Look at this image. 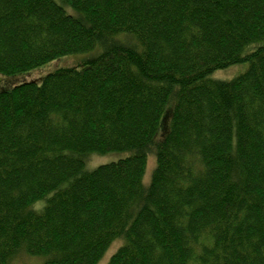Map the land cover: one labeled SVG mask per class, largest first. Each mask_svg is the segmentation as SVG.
<instances>
[{
  "label": "trees",
  "instance_id": "1",
  "mask_svg": "<svg viewBox=\"0 0 264 264\" xmlns=\"http://www.w3.org/2000/svg\"><path fill=\"white\" fill-rule=\"evenodd\" d=\"M66 58L0 91V264H264V0H0V76Z\"/></svg>",
  "mask_w": 264,
  "mask_h": 264
},
{
  "label": "rangeland",
  "instance_id": "2",
  "mask_svg": "<svg viewBox=\"0 0 264 264\" xmlns=\"http://www.w3.org/2000/svg\"><path fill=\"white\" fill-rule=\"evenodd\" d=\"M76 60H71L69 58L56 60L53 63L47 64L42 68L36 69L32 72L23 73V75L18 76H12L11 78L0 76V91L2 90H10L12 86L19 85L21 82H36L40 83L44 78L45 75L50 74L55 71L56 68L59 66H66V65H76ZM246 65L241 64L239 66H231L229 69L226 70H219V72L214 73L211 75V79L216 81H231L232 78L240 75L242 72L246 70ZM15 78L14 80H12ZM12 80V82H10ZM5 82V84L3 83ZM20 82V83H19ZM16 83V84H13ZM9 86V87H8ZM123 157L122 155H105L103 157L99 156H92L88 158L87 164H86V170L91 171L93 168H96L97 166H101L103 164L111 163L114 161H117L119 158ZM155 165V160L153 159V156L148 157L147 166H146V173L142 179L145 185H148L150 182L151 174L153 173V168ZM121 245V241H118L116 243H113L109 249L106 255L102 258V260L98 264H107L109 261V258L117 251L118 247ZM11 264H42V261L40 259L36 258H30L25 254H20L19 257L14 259Z\"/></svg>",
  "mask_w": 264,
  "mask_h": 264
}]
</instances>
